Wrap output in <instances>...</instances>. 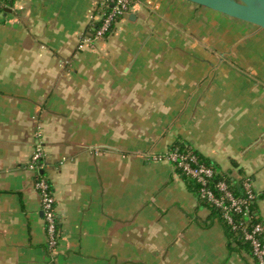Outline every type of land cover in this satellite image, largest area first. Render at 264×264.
I'll return each instance as SVG.
<instances>
[{"label":"crops","instance_id":"crops-1","mask_svg":"<svg viewBox=\"0 0 264 264\" xmlns=\"http://www.w3.org/2000/svg\"><path fill=\"white\" fill-rule=\"evenodd\" d=\"M106 0L0 13V264H255L163 153L191 147L264 225V29L186 0H133L78 49ZM41 128L60 239L27 162Z\"/></svg>","mask_w":264,"mask_h":264},{"label":"built area","instance_id":"built-area-1","mask_svg":"<svg viewBox=\"0 0 264 264\" xmlns=\"http://www.w3.org/2000/svg\"><path fill=\"white\" fill-rule=\"evenodd\" d=\"M132 2L133 0H106L105 11L101 19L91 34L81 37L78 49L93 48L97 41L110 34L112 25L116 23L117 19L127 14ZM0 7H5V4L0 2ZM33 137V149L27 162V168L35 174L34 188L40 198L47 248L50 251H55L60 234L55 197L45 173L47 163L39 126ZM147 158L154 162H168L184 177L191 180L197 186L198 198L217 210L223 224L249 246L255 264H264V225L253 207L257 193L250 177L241 179L236 190L233 182L220 176L191 147L180 142L163 153H149Z\"/></svg>","mask_w":264,"mask_h":264},{"label":"water","instance_id":"water-1","mask_svg":"<svg viewBox=\"0 0 264 264\" xmlns=\"http://www.w3.org/2000/svg\"><path fill=\"white\" fill-rule=\"evenodd\" d=\"M264 29V0H186Z\"/></svg>","mask_w":264,"mask_h":264},{"label":"trees","instance_id":"trees-1","mask_svg":"<svg viewBox=\"0 0 264 264\" xmlns=\"http://www.w3.org/2000/svg\"><path fill=\"white\" fill-rule=\"evenodd\" d=\"M13 1L14 0H1L0 2L1 3H3V4H5V7L6 6H10L12 3H13ZM109 9V7L107 8V10ZM4 11V7H0V13L1 12H3ZM119 19H117V21H118ZM116 21V22H117ZM113 28H114V24L112 25V30H113ZM109 35V34H108ZM107 35V36H108ZM106 36V37H107ZM174 144H177V143H174ZM173 144V145H174ZM172 145V146H173ZM208 164V163H207ZM194 191L196 192V194H197V186L194 184ZM236 190H237V188H236ZM237 193V192H236ZM238 194V193H237ZM198 196V195H197ZM200 200V199H199ZM202 202H204V201H202ZM205 204H207L206 202H204ZM208 205V204H207ZM209 206V205H208ZM211 209H212V211L214 212V214H216L220 219H221V216H220V213L217 211V210H215L213 207H211V206H209ZM222 220V219H221ZM223 226L225 227V231H226V233H227V237L229 238V240L231 241V244L232 243H234L235 244V248L236 249H238V251H244V252H246L247 254H249L250 255V257L253 259V257H252V254H251V251H250V248H249V246L246 244V243H244L242 240H241V238L239 237V236H235L230 230H229V228L227 227V226H225V224H223ZM254 260V259H253ZM255 262V261H254Z\"/></svg>","mask_w":264,"mask_h":264}]
</instances>
